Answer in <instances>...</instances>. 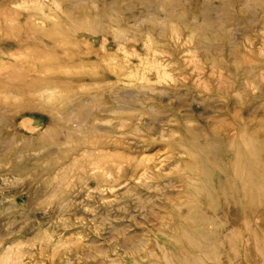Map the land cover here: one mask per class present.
<instances>
[{"label":"rangeland","instance_id":"1","mask_svg":"<svg viewBox=\"0 0 264 264\" xmlns=\"http://www.w3.org/2000/svg\"><path fill=\"white\" fill-rule=\"evenodd\" d=\"M0 62V264H264V0H0Z\"/></svg>","mask_w":264,"mask_h":264},{"label":"bare ground","instance_id":"2","mask_svg":"<svg viewBox=\"0 0 264 264\" xmlns=\"http://www.w3.org/2000/svg\"><path fill=\"white\" fill-rule=\"evenodd\" d=\"M5 21V20H4ZM3 54V53H2ZM26 57H29V56H26ZM41 58V57H40ZM14 59V58H13ZM16 59L18 60V58L16 57ZM19 59H21V58H19ZM26 59V58H25ZM30 59V58H29ZM33 59L34 58H32V61H31V63L32 62H34L35 60H37V59H35L34 61H33ZM22 60V59H21ZM6 62H7V60H5ZM2 62V61H1ZM0 62V63H1ZM4 62V61H3ZM22 63H24V64H26V61L25 62H22ZM30 63V64H31ZM36 63V62H35ZM38 63V62H37ZM44 63V62H43ZM8 64V63H7ZM10 64H12V66H13V63H10ZM10 64H8V67H9V65ZM14 64H16V62L14 63ZM40 63H38V65H39ZM6 65V64H5ZM32 65V64H31ZM1 66H2V64H1ZM15 66V68H17V66L16 65H14ZM32 66H34V64L32 65ZM3 68H5L6 69V66L4 67V66H2ZM7 67V70L9 69ZM19 67V66H18ZM21 67V66H20ZM42 67H44V66H42ZM42 67H41V69H42ZM48 67V66H47ZM51 67V66H50ZM55 67V66H54ZM54 67H52L51 69L52 70H50V68L49 69H47V70H43V71H40L38 68V71H32L31 69L29 70L28 69V77H30V79H29V82L27 81V80H25L24 78L22 79V78H20L19 79V81H23V82H25L26 81V84L24 85V87L21 89L22 90V93H29V95H31L32 93H30V92H36V91H39V90H42L43 88H52V89H54L56 86H57V81H55V80H45L43 83L40 81V80H38V77L41 75V74H44V73H46L47 72V74H44L46 77H48V78H54V79H56V77H57V75L54 73V72H52V71H54L53 69H54ZM1 68V67H0ZM14 69V68H13ZM25 69V68H24ZM44 69H45V67H44ZM4 70V69H3ZM10 70V69H9ZM15 70V69H14ZM17 70H19V68H17ZM22 71H21V75H22V73H23V69H21ZM36 70V69H35ZM6 71V70H5ZM18 72V71H17ZM50 72H51V76H50ZM6 73L7 72H5V75H6ZM15 73V72H14ZM19 73V72H18ZM0 74H1V71H0ZM10 74H11V72H10ZM24 74V75H25ZM7 75H8V73H7ZM6 75V76H7ZM4 76V75H3ZM2 76V77H3ZM9 76V75H8ZM8 76L7 77H5L4 76V78L3 79H7L8 80ZM17 76H18V74H17ZM22 77V76H21ZM9 78H11V77H9ZM15 78V77H14ZM17 78V77H16ZM5 79V80H6ZM18 79V78H17ZM40 79V78H39ZM2 80V79H1ZM12 80H14V79H12ZM11 81V80H10ZM1 83L3 82V81H0ZM14 83V82H13ZM16 83V82H15ZM65 83H66V81H65ZM11 85V84H10ZM14 86V85H13ZM11 87V86H10ZM20 88V87H19ZM58 88V87H57ZM20 91V90H19ZM48 91V90H47ZM6 92V91H5ZM21 92V91H20ZM2 93V92H1ZM5 95H6V93H5ZM8 95V94H7ZM28 95V96H29ZM24 96H25V94H24ZM8 97H9V95H8ZM131 97V96H130ZM1 98V97H0ZM5 98V97H4ZM32 101V100H31ZM117 102V101H116ZM20 104H22V103H20ZM19 105V104H18ZM18 105H16V106H18ZM20 106V105H19ZM19 106H18V108H19ZM26 106H28L27 104H26ZM32 106V105H31ZM78 106V105H77ZM12 107V106H11ZM79 107V106H78ZM21 108H22V105H21ZM24 108V107H23ZM22 108V109H23ZM69 108V107H68ZM67 108V109H68ZM100 108V107H99ZM6 109V108H5ZM13 109H14V107H13ZM12 109V110H13ZM17 109V108H16ZM16 109H14V111L16 110ZM20 109V108H19ZM66 109V111H68ZM96 109V108H95ZM1 110H3V109H1ZM244 110V109H243ZM243 110H242V112H243ZM96 111H98V110H96ZM3 112V111H2ZM6 112V111H5ZM92 113V112H91ZM109 113V112H108ZM1 114V113H0ZM2 114H4V112L2 113ZM1 114V115H2ZM92 115H93V113H92ZM94 115H96L95 113H94ZM3 116V115H2ZM5 116V115H4ZM1 118L2 117H0V120H1ZM9 117H7V119H8ZM5 119V118H4ZM244 120V119H243ZM157 121V120H156ZM3 122V121H2ZM8 122V121H7ZM3 124V123H2ZM241 124V123H240ZM4 126V125H3ZM67 126V125H66ZM1 127V126H0ZM2 128V127H1ZM0 128V129H1ZM3 129V128H2ZM1 129V130H2ZM239 129V128H238ZM0 130V131H1ZM44 130V129H43ZM42 130V131H43ZM241 130V129H240ZM41 131V132H42ZM45 131V130H44ZM146 131V130H145ZM46 132H48V130L46 131ZM39 133V132H38ZM234 134V133H233ZM236 134V133H235ZM234 134V135H235ZM240 134H241V132H240ZM42 135V134H41ZM39 136L40 138L39 139H44L45 137H42V136ZM47 135V134H46ZM232 136V135H231ZM236 137V136H235ZM241 137V136H240ZM25 138V137H24ZM35 138V137H34ZM38 139V138H37ZM237 139V138H236ZM23 141V140H22ZM25 141V140H24ZM29 141V140H28ZM28 141H25V142H28ZM234 141H236V140H234ZM24 142V143H25ZM38 142H41V141H38ZM144 142V141H143ZM42 143V142H41ZM233 144V143H232ZM232 147H233V145H232ZM248 147L249 146H246L245 148H244V150L246 151L247 149H248ZM237 151H238V149L237 150H234V152H233V155H234V157H233V161H230V162H226V165H225V167L226 168H229L230 170L232 169L233 171L231 172V177L233 178V177H235V175H236V168H237V164H239V162H237L236 160H238L239 158V156H238V154H237ZM231 157V156H230ZM237 157V158H236ZM201 158V157H200ZM229 159V158H228ZM203 161V160H202ZM206 161V160H205ZM242 165H243V163H241ZM209 165V164H208ZM207 165V166H208ZM119 166H120V164L117 166V167H115V166H106V165H98V163H93L92 164V167H91V170H102V172H106V173H110V174H112L113 173V171L115 170V169H117V168H119ZM206 166V164L204 165V164H202L201 166H200V172L202 173V175H203V178L205 179V181L207 182V184L210 186V188L212 189V190H215V191H217V192H222L221 194H223L224 196L226 195L225 194V192L223 191V190H221V188H222V183L223 182H226L227 180H229L231 177H229V175H228V171H227V169H221V168H219L220 169V171L218 172L217 171V169H212L211 167V169L212 170H210V168H208ZM184 171H185V173L188 175L187 176V180H189V179H191V177H189L190 176V172L193 170V169H190V167L189 168H187V167H185V169H183ZM235 174V175H234ZM95 175V174H94ZM97 175V174H96ZM188 182V181H187ZM111 185L112 184H114V183H117V181H112V182H109ZM118 184V183H117ZM117 184H115V185H117ZM142 189V188H141ZM228 192V191H227ZM228 194H231V196H232V192H228ZM187 210V208H186V206L184 207V206H180L179 208H177V218H178V220H177V222L176 223H178L174 228H173V230L174 231H172L171 233H173V234H175L176 236L178 235V234H180V235H183L185 232L186 233H190V230H194L193 228H190V229H188L187 231L185 230V228H184V225H183V221H184V216H183V214H182V212H184V211H186ZM244 216H246L245 215V213H244ZM247 218V217H246ZM246 220V219H245ZM246 222V221H245ZM244 222V223H245ZM187 229V228H186Z\"/></svg>","mask_w":264,"mask_h":264}]
</instances>
